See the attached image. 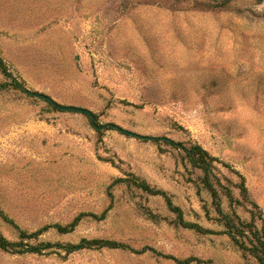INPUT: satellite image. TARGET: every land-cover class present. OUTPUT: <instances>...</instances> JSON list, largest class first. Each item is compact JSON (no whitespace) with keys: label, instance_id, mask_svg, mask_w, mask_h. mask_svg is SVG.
<instances>
[{"label":"rangeland","instance_id":"rangeland-1","mask_svg":"<svg viewBox=\"0 0 264 264\" xmlns=\"http://www.w3.org/2000/svg\"><path fill=\"white\" fill-rule=\"evenodd\" d=\"M222 1L0 0V54L14 76L106 125L98 132L85 114L0 91V208L31 231L109 208L103 220L83 217L73 233L51 228L41 238L98 237L203 264H258L227 234L178 225L161 196L114 183L135 174L166 190L186 220L224 230L202 172L182 150L117 125L202 145L230 165L217 163L218 173L238 197L233 168L245 176L249 200L264 214V0L215 6ZM241 201L236 210L250 220L255 208ZM223 207L231 209L226 196ZM147 208L162 219H150ZM0 231L17 238L1 218ZM0 264L178 263L150 250L102 248L0 249Z\"/></svg>","mask_w":264,"mask_h":264},{"label":"trees","instance_id":"trees-1","mask_svg":"<svg viewBox=\"0 0 264 264\" xmlns=\"http://www.w3.org/2000/svg\"><path fill=\"white\" fill-rule=\"evenodd\" d=\"M262 0H260L261 2ZM229 3V0H224L215 4L216 7L225 6ZM0 71L4 76V80L0 81V91L9 88H14L22 92H26V87L22 81H20L12 71L5 60L0 54ZM28 94V93H27ZM43 100V99H41ZM50 106L55 109L52 103L44 100ZM60 110V109H58ZM94 128L98 129L91 117L87 116ZM97 122V115H96ZM146 139H152L156 142H165L166 144L180 149L184 152L185 159H187L193 168L198 169L202 172L201 182L203 187L208 191L212 205L216 213L218 214L217 220L224 227V230L216 231L209 228H204L197 222L186 220L184 217L183 209L174 203L171 195L162 188L152 186L146 179H143L135 174H129L128 177L117 178L115 184H126L128 186H135L136 188L144 191L145 193L152 196H161L164 198L168 209L175 214V222L187 229H192L201 233H224L227 234L234 244L246 255L256 259L258 264H264V214L263 210L256 202L249 200L248 187L246 185L245 176L238 170L233 168V172L240 178L239 183L236 187L239 189L241 197L253 205L255 208L251 210V219H244L236 210L237 205H241V197L235 195L232 187L223 184L218 164H223L226 167H230L218 157L212 155L202 145L198 143H189L175 141L168 137H151ZM218 163V164H217ZM232 169V168H231ZM111 193V192H109ZM112 196V194H110ZM226 196L229 200L231 209L226 211L223 207V197ZM109 208L104 210L101 214L94 213H80L71 222L66 224L55 223L52 225H46L37 230L31 231L22 228L12 217H10L3 209L0 208V218L13 226L17 230V238L10 239L0 231V249L12 254H23V253H42L44 250L49 249H61L67 253H72L82 249H130L134 252L152 251L160 256L167 259H171L178 264H190L196 262L197 264H203L202 260L195 256H190L184 259H180L170 254H164L159 252L152 247H144L142 250H136L131 248L124 242L106 239V238H87L83 237L77 243L64 242L60 240L52 241L48 239H42L41 236L49 231L51 228L55 229L59 234L73 233L78 225L80 224L83 217L92 216L95 219L103 220L107 217ZM146 214L150 219L159 221L162 219L160 215L154 213L150 208L146 210ZM261 225H259V222Z\"/></svg>","mask_w":264,"mask_h":264},{"label":"water","instance_id":"water-1","mask_svg":"<svg viewBox=\"0 0 264 264\" xmlns=\"http://www.w3.org/2000/svg\"><path fill=\"white\" fill-rule=\"evenodd\" d=\"M26 92L32 96H35L36 98H40L43 100H46L50 103H52L55 107H57L58 109L62 110V111H69V112H77V113H82L85 114L89 117L92 118V120L94 121L96 127L98 129H104L106 127V125H98L96 122V114L89 108H85V107H81V106H76V105H65L62 103H59L58 101H56L52 96L42 93V92H38V91H32L30 89L26 88ZM115 128L120 129L122 132L128 134V135H136L142 138H151V136H144V135H140V134H136L133 131L121 128L117 125H112Z\"/></svg>","mask_w":264,"mask_h":264}]
</instances>
